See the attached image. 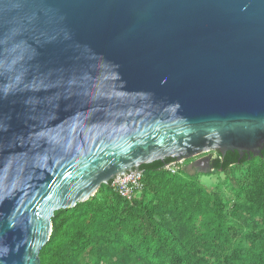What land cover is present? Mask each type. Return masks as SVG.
Segmentation results:
<instances>
[{
  "label": "water",
  "instance_id": "1",
  "mask_svg": "<svg viewBox=\"0 0 264 264\" xmlns=\"http://www.w3.org/2000/svg\"><path fill=\"white\" fill-rule=\"evenodd\" d=\"M264 148V0H0V264L142 165Z\"/></svg>",
  "mask_w": 264,
  "mask_h": 264
},
{
  "label": "trees",
  "instance_id": "2",
  "mask_svg": "<svg viewBox=\"0 0 264 264\" xmlns=\"http://www.w3.org/2000/svg\"><path fill=\"white\" fill-rule=\"evenodd\" d=\"M263 159L264 148L261 156L249 160L227 152L222 161L220 155L216 158L214 170L251 167ZM171 161L140 166L143 189L132 202L119 197L109 182L97 191L106 190L104 202L93 196L70 210L55 212L40 264H81L87 249L113 244V249L99 251L95 264H264V234L243 253L229 245L226 219L229 214L244 222V207L235 202L228 208L186 173L185 177L182 171L165 170ZM249 210L261 217L264 227V192ZM115 231L116 240H110ZM119 249L121 256L115 258Z\"/></svg>",
  "mask_w": 264,
  "mask_h": 264
},
{
  "label": "rangeland",
  "instance_id": "3",
  "mask_svg": "<svg viewBox=\"0 0 264 264\" xmlns=\"http://www.w3.org/2000/svg\"><path fill=\"white\" fill-rule=\"evenodd\" d=\"M207 154H212L213 157L217 156L215 151L200 154L179 163L176 166V168H179L177 172L182 171L184 176L186 173L189 180L202 187L210 196L218 197L223 203L227 204L228 208H231L235 202L244 207L242 214L246 220L241 222L237 217L234 218L228 214L226 225L229 228L230 247H238L242 253L246 252L264 234L261 217L250 214L249 210L250 206L257 200V195L264 192V159L256 161L251 167L231 166L222 172L212 171L204 164L203 160ZM197 163L201 165L193 170V166ZM105 193L106 190L97 192L94 198L104 202L106 200ZM109 239L116 240V231L109 235ZM107 247L113 249L115 245H103L102 247L96 245L87 249L81 257V264H95L99 251H103ZM120 256L119 249L115 258ZM210 260L213 259L210 258Z\"/></svg>",
  "mask_w": 264,
  "mask_h": 264
},
{
  "label": "built area",
  "instance_id": "4",
  "mask_svg": "<svg viewBox=\"0 0 264 264\" xmlns=\"http://www.w3.org/2000/svg\"><path fill=\"white\" fill-rule=\"evenodd\" d=\"M183 161H174L164 165V169L170 173L177 174L176 166ZM143 174L140 171L137 174L127 175L119 180H113L110 182V187L113 191L122 199L132 202L133 199L141 192L143 189Z\"/></svg>",
  "mask_w": 264,
  "mask_h": 264
},
{
  "label": "flooded vegetation",
  "instance_id": "5",
  "mask_svg": "<svg viewBox=\"0 0 264 264\" xmlns=\"http://www.w3.org/2000/svg\"><path fill=\"white\" fill-rule=\"evenodd\" d=\"M219 153H217L216 152V157H213V155L212 154H207V156H205L204 158V164L208 167V168H210L212 171L214 170V167H215V160H216V158H218V155ZM221 157V156H220ZM172 162H174V160H172L170 163H172ZM201 164L200 163H197V164H195V166H193V170L195 169V168H199V166H200Z\"/></svg>",
  "mask_w": 264,
  "mask_h": 264
}]
</instances>
